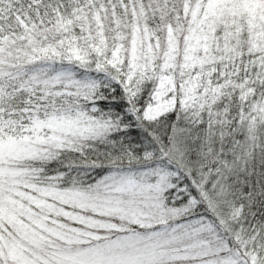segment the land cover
Wrapping results in <instances>:
<instances>
[{
  "label": "snow or ice",
  "instance_id": "6c2138e0",
  "mask_svg": "<svg viewBox=\"0 0 264 264\" xmlns=\"http://www.w3.org/2000/svg\"><path fill=\"white\" fill-rule=\"evenodd\" d=\"M0 264H264V0H0Z\"/></svg>",
  "mask_w": 264,
  "mask_h": 264
}]
</instances>
